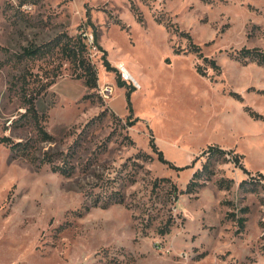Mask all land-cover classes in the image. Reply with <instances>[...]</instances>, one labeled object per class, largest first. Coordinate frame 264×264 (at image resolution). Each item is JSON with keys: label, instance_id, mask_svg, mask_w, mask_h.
<instances>
[{"label": "rangeland", "instance_id": "rangeland-1", "mask_svg": "<svg viewBox=\"0 0 264 264\" xmlns=\"http://www.w3.org/2000/svg\"><path fill=\"white\" fill-rule=\"evenodd\" d=\"M19 2L0 0V133L34 136L15 78L61 72L37 100L57 141L36 155L75 172L0 143V264H264V0ZM64 33L86 39L97 89L59 55L18 58Z\"/></svg>", "mask_w": 264, "mask_h": 264}, {"label": "trees", "instance_id": "trees-1", "mask_svg": "<svg viewBox=\"0 0 264 264\" xmlns=\"http://www.w3.org/2000/svg\"><path fill=\"white\" fill-rule=\"evenodd\" d=\"M34 0H20V6L24 5ZM133 7L132 10L136 11V7ZM139 19H142V16H139ZM89 21H91L89 19ZM95 30V43L97 47L104 53L101 45H98V32ZM190 37V36H189ZM192 40V38L190 37ZM86 39L81 35L78 34L76 36H71L67 33H64L57 38L41 44V45H30L24 47L23 53L19 55L20 58H31V59H43L49 56L59 55L60 57L69 61L70 65L72 66V74L76 76L77 79L83 81L84 86L87 89L95 90L98 88L99 84V74L97 66L92 62V60L88 56V45L85 41ZM194 52H198L199 48L192 44ZM255 51V52H254ZM254 57L253 60L257 61L258 64L264 67V53H261L258 50H254ZM251 50L244 52L246 55H252L253 53ZM248 55V56H249ZM200 56L205 61H210L209 64L214 69H219V66L216 63V60H208L207 57H204L201 53ZM198 72L206 76V72L201 69V66L197 67ZM38 74L34 75L32 73H23L18 75L13 85L19 89L20 97L23 102V107L25 108V112L21 115V118L25 120V124L29 125L33 132L34 136L32 138L16 140L14 137L2 135L0 133V143L9 146L11 151L15 153L16 157L26 158L29 161L37 164V161H40V164H49L53 172L59 173L63 176L70 177L75 172V167L67 161V156L64 155V152H44L42 158H39L36 155L37 145L40 143H56L57 139L54 135H52L46 128V123L48 122V115L46 113H41L37 107V100L43 94H48L51 87L56 83V78L61 75V72L58 71L54 74L53 78L50 80L45 81L43 77L37 76ZM34 77V78H33ZM19 120L12 121V124H18ZM210 159L212 156L220 154H225L226 150L219 148L216 146H209V148L204 151ZM160 158H162L160 154ZM238 164V160H236ZM208 164L204 165V168L200 171H195L192 175L190 182L187 185L185 192L187 194H197V190L200 187V184L196 182L197 179L202 178V173L208 169ZM239 168L242 169L245 173L249 174L248 169L244 165H239ZM232 179H229L225 186L224 180L221 181L220 187H224L228 189L230 183H232ZM247 180H243L241 185H244ZM176 186H174L175 188ZM175 191V190H174ZM174 195V193L172 194ZM177 196H172L176 199ZM120 200H116L115 202H122ZM114 202H107L102 207L109 208ZM99 203L96 202L94 206H98ZM90 208H86V211H89ZM244 219H240L239 223L241 226L244 225ZM169 232V228L163 230L160 234L165 235Z\"/></svg>", "mask_w": 264, "mask_h": 264}, {"label": "built area", "instance_id": "built-area-1", "mask_svg": "<svg viewBox=\"0 0 264 264\" xmlns=\"http://www.w3.org/2000/svg\"><path fill=\"white\" fill-rule=\"evenodd\" d=\"M122 74H123L122 76H123L124 79H129V77L127 76L128 74H125L124 72H122ZM113 91L114 90H113V88L111 86H105L103 88L102 93H105L107 95V97H109V96H111Z\"/></svg>", "mask_w": 264, "mask_h": 264}, {"label": "bare ground", "instance_id": "bare-ground-1", "mask_svg": "<svg viewBox=\"0 0 264 264\" xmlns=\"http://www.w3.org/2000/svg\"><path fill=\"white\" fill-rule=\"evenodd\" d=\"M107 96V95H106Z\"/></svg>", "mask_w": 264, "mask_h": 264}]
</instances>
